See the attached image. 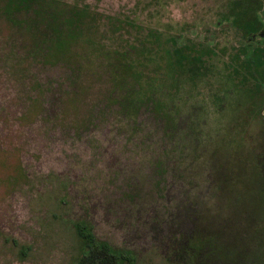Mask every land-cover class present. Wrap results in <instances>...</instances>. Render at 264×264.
<instances>
[{
	"label": "rangeland",
	"instance_id": "374dc122",
	"mask_svg": "<svg viewBox=\"0 0 264 264\" xmlns=\"http://www.w3.org/2000/svg\"><path fill=\"white\" fill-rule=\"evenodd\" d=\"M63 1L217 55L167 128L119 108L104 55L123 37L107 22L49 63L27 62L26 37L0 18V264H73L74 221L139 264H191L194 237L192 264H264V83L253 92L234 60L244 46L257 59L264 0Z\"/></svg>",
	"mask_w": 264,
	"mask_h": 264
},
{
	"label": "trees",
	"instance_id": "16d2710c",
	"mask_svg": "<svg viewBox=\"0 0 264 264\" xmlns=\"http://www.w3.org/2000/svg\"><path fill=\"white\" fill-rule=\"evenodd\" d=\"M243 5L235 1V6ZM0 18L7 27L26 37L24 53L27 62L40 60L49 63H70L73 59L68 54L71 46L89 39L100 23L107 22L113 33L119 32L123 37L117 48L106 50L104 55L119 108L131 120L139 109L148 107L167 128L170 119L177 116V109L183 107V101L188 97L186 91H193L211 71L217 55L211 45L204 47L201 42L181 33L170 35L157 28L144 29L120 17L92 10L87 5L79 6L63 0H0ZM246 50L244 46L234 60L245 72L242 78L255 81L253 92H262L264 56L259 57V54L264 47L257 45L254 48L257 53L254 60L246 57ZM240 56L244 58L240 59ZM233 71L241 72L236 67ZM230 77L224 80L225 84L230 82ZM254 105L253 102L250 110ZM260 109L259 106L255 112ZM249 169L252 178L258 180V166L254 163ZM243 177L241 175L242 180ZM73 227L81 241L80 254L73 264H139L138 255L133 250L97 238L86 222L74 221ZM201 241L194 237L185 247L184 252L192 262L196 257L193 244Z\"/></svg>",
	"mask_w": 264,
	"mask_h": 264
},
{
	"label": "flooded vegetation",
	"instance_id": "af4514ba",
	"mask_svg": "<svg viewBox=\"0 0 264 264\" xmlns=\"http://www.w3.org/2000/svg\"><path fill=\"white\" fill-rule=\"evenodd\" d=\"M264 26H262V29H260V34H264ZM262 43H264V35H263V40H262ZM261 48L264 47V44L263 45H259ZM258 168L262 171V168L260 166H258Z\"/></svg>",
	"mask_w": 264,
	"mask_h": 264
}]
</instances>
